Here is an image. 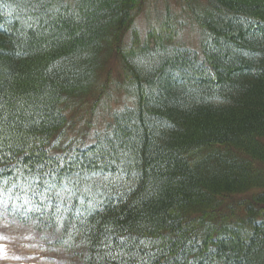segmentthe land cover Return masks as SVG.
<instances>
[{"label": "trees", "instance_id": "trees-1", "mask_svg": "<svg viewBox=\"0 0 264 264\" xmlns=\"http://www.w3.org/2000/svg\"><path fill=\"white\" fill-rule=\"evenodd\" d=\"M178 2L0 0V220L61 264H264V0ZM113 53L129 104L69 135Z\"/></svg>", "mask_w": 264, "mask_h": 264}, {"label": "rangeland", "instance_id": "rangeland-1", "mask_svg": "<svg viewBox=\"0 0 264 264\" xmlns=\"http://www.w3.org/2000/svg\"><path fill=\"white\" fill-rule=\"evenodd\" d=\"M142 4L145 9L135 18L133 24L134 34L139 39L145 37L149 25L154 23L163 11L167 8L172 11L179 9L178 0H142ZM198 35L199 33L186 29L182 37L191 47H197ZM127 37L130 39V30L125 35V38ZM104 60L103 68L101 66L102 70L99 71V90L81 99L82 108L76 110L74 120L70 121L66 131L69 135L72 134L70 132L77 131L79 135H73L81 140L108 122L113 111L128 105L130 101L118 86L123 82L118 56L113 53ZM34 237L32 233L18 228L17 225L12 227L0 220V264H61L60 259L55 261L54 254L43 252Z\"/></svg>", "mask_w": 264, "mask_h": 264}]
</instances>
